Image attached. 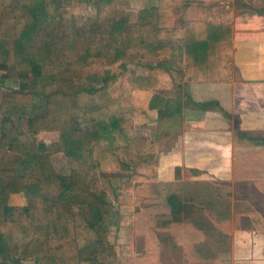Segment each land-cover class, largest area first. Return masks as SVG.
<instances>
[{
	"label": "trees",
	"instance_id": "1",
	"mask_svg": "<svg viewBox=\"0 0 264 264\" xmlns=\"http://www.w3.org/2000/svg\"><path fill=\"white\" fill-rule=\"evenodd\" d=\"M77 1L88 15L59 0H0V149L19 156L0 170V264H120L121 248L110 241L116 179L101 174L134 172L157 152L156 140L135 132L138 103L150 96L149 108L166 118L181 105L153 92L232 78L227 16L200 14L176 26L172 0L140 9L136 21L132 0ZM149 58L156 64H142ZM10 81L20 88L2 91ZM51 132L58 142L38 141ZM57 155L67 159L60 169ZM153 191L171 223L204 208L218 226L247 209L222 185L183 182L181 168ZM20 194L27 205L11 206ZM193 249L203 261L219 257L206 241Z\"/></svg>",
	"mask_w": 264,
	"mask_h": 264
},
{
	"label": "crops",
	"instance_id": "2",
	"mask_svg": "<svg viewBox=\"0 0 264 264\" xmlns=\"http://www.w3.org/2000/svg\"><path fill=\"white\" fill-rule=\"evenodd\" d=\"M198 3L197 16L211 13L227 16L231 21L232 78L188 81L182 89L153 92L171 100V104L177 101L181 105L180 112L172 109L162 119L157 109L149 108L150 96H144V102L138 103L142 109L135 114L136 117L140 113L135 129L143 127L145 135L139 136L157 142L158 182H175L176 169L181 168L183 182L222 185L229 189L234 201L247 206L245 213L227 222L238 226L235 233L215 231L221 240L209 244L220 258L203 261L194 253L193 246L199 242L195 241L191 251L200 261L196 264H220L222 257L227 264H264V210L257 208L264 205V0H198ZM175 58L178 61L175 67L179 69L182 66L178 53ZM18 84L21 85L10 81L6 87ZM172 93H176L174 98ZM206 103L214 105L204 108L202 105ZM2 123L0 115V141ZM59 137V133L51 132L40 134L37 139L50 145L58 142ZM61 158L64 165L63 155L53 157L57 169L62 167H57ZM18 159L17 154L1 148L0 170L9 168ZM236 179L245 185L242 190L235 187ZM10 205L25 207L27 200L22 194L13 195ZM165 259L158 263L145 259L143 264H172Z\"/></svg>",
	"mask_w": 264,
	"mask_h": 264
},
{
	"label": "rangeland",
	"instance_id": "3",
	"mask_svg": "<svg viewBox=\"0 0 264 264\" xmlns=\"http://www.w3.org/2000/svg\"><path fill=\"white\" fill-rule=\"evenodd\" d=\"M59 1L62 5L71 7L75 14L88 15L89 7L86 4H82L77 0ZM158 2L159 0H132L133 20L136 21L140 9L155 6ZM171 2L176 26L183 25L184 22L198 17L195 14L198 12L195 9L198 8V0H172ZM207 9L208 7H204V10ZM172 61L173 66H177L176 63L178 61L175 57ZM156 62L155 58L142 60V64L144 65H155ZM125 67L127 71L125 80H127L130 73L129 68ZM20 86L19 84L17 86L13 85V87L4 86L2 91L8 92L9 89H19ZM175 95L176 93H172L173 98ZM139 114L136 117L134 115L137 125L140 120ZM162 127L163 125H161ZM178 128L180 129L182 126L178 125ZM135 131L138 135H145L143 127H137ZM147 133L150 132L148 131ZM63 159L61 158L57 162V167H63L66 164L63 165ZM157 164L158 157L155 153V155L151 156L149 164L137 167L134 172H107L101 174L102 176L116 179V193L112 196L115 214L112 222L110 241L121 248L122 255L119 263L143 264L145 259L158 263L165 258V260L172 264L200 263L191 251V247L197 243L195 241H206L211 245H215L213 243L221 240L218 232L215 231L233 234V232L235 233L234 230L239 228L233 223L218 226L213 225L209 210L204 208L195 212L196 214H194L192 220L171 223L170 217L163 216L162 197L153 191L154 182H158V180H153V169L157 167ZM235 187L242 190L245 185L239 184L236 179ZM95 189L100 190L101 186L96 185ZM257 208L262 211L264 210V205H260ZM83 213L86 216L89 215L86 208H84ZM244 224L247 225V222H244ZM260 224L262 225V222ZM256 225L259 227L258 223ZM200 230L205 233L200 232ZM227 245L229 246V243ZM221 259L222 263L220 264L228 263L224 257Z\"/></svg>",
	"mask_w": 264,
	"mask_h": 264
}]
</instances>
